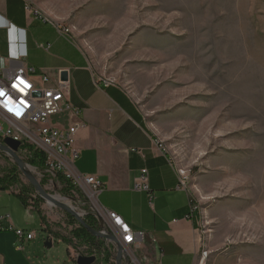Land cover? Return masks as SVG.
I'll return each instance as SVG.
<instances>
[{"label": "rangeland", "instance_id": "rangeland-1", "mask_svg": "<svg viewBox=\"0 0 264 264\" xmlns=\"http://www.w3.org/2000/svg\"><path fill=\"white\" fill-rule=\"evenodd\" d=\"M35 1L69 30L98 78L113 81L134 98L195 200L204 237L216 247L214 255L253 245L262 247L260 260L264 0ZM17 155L27 165L26 156ZM11 165V158L0 153V177L10 173ZM27 167L39 183L45 181L42 189L48 195L89 212L80 191L64 192L58 181L50 185ZM29 188L24 194L50 232L47 237L34 214L30 230L42 251L54 258L65 254L63 244L43 246L46 237L51 241L58 235L87 254L84 243L71 234L78 224L44 200L38 202L18 171L9 189L18 194Z\"/></svg>", "mask_w": 264, "mask_h": 264}, {"label": "crops", "instance_id": "crops-1", "mask_svg": "<svg viewBox=\"0 0 264 264\" xmlns=\"http://www.w3.org/2000/svg\"><path fill=\"white\" fill-rule=\"evenodd\" d=\"M36 2L0 0V67L6 60L22 58L36 70L68 73L66 99L73 109L69 121L81 125L76 133L75 171L94 176L102 185L97 197L100 207L143 235L140 247L126 249L129 264H197L202 249L212 255L204 264H264V254L260 260L257 257L259 246H235L214 255L216 247L204 237L195 200L180 187L174 163L134 98L120 85L98 84L84 51L71 35L62 34L61 25ZM143 169L148 191H135ZM34 214L42 230L39 214L28 211L11 189L0 191V217H9L0 222V264H76L69 246L60 239L49 240L51 248L55 243L65 246L66 253L54 258L35 243V232L26 241L8 230L33 233ZM45 233L48 237L50 232ZM103 241L115 258V247Z\"/></svg>", "mask_w": 264, "mask_h": 264}, {"label": "built area", "instance_id": "built-area-1", "mask_svg": "<svg viewBox=\"0 0 264 264\" xmlns=\"http://www.w3.org/2000/svg\"><path fill=\"white\" fill-rule=\"evenodd\" d=\"M62 34L66 35L67 29H63ZM60 73L36 70L26 65L22 58L5 61L4 66L0 67V143L5 139L19 142L17 154L23 144L37 149L44 160V169L39 171L38 176L46 179L50 185L59 178L69 181L73 186L70 191L73 194L80 191L90 205L89 212L74 209L82 219L89 213L99 224V232L115 238L124 250L130 246L138 248L143 244V235L133 231L114 212L100 207L97 197L102 192V185L94 176L75 171L74 163L79 155L76 133L81 125L69 121V113L73 110L66 99L69 84L60 80ZM97 83L105 87L114 85L109 79L98 78ZM21 154L25 155L26 152ZM180 187L185 188L181 180ZM134 190L148 191L145 169L136 179ZM25 208L34 211L31 199L27 198ZM3 219L8 221L9 217H0V222ZM8 230L13 231L18 240L30 241L35 237V233L26 234L10 227ZM73 246L69 245V249L75 260L79 256H103L102 251L88 244L83 245L87 254L78 252ZM207 258L208 255H203L199 264H204ZM109 262L114 264V258H110Z\"/></svg>", "mask_w": 264, "mask_h": 264}, {"label": "water", "instance_id": "water-1", "mask_svg": "<svg viewBox=\"0 0 264 264\" xmlns=\"http://www.w3.org/2000/svg\"><path fill=\"white\" fill-rule=\"evenodd\" d=\"M60 80L62 82L68 81V73L63 71L60 73ZM20 147L19 142H15L10 139L3 140L0 143V153L7 155L13 161L14 165L17 167L18 171L22 174V176L27 180L29 185L34 190L35 194L45 202H49L55 208L63 211L67 215H69L82 229H84L89 235L98 239V240H105L110 242L115 246L116 249V257L114 258L115 264H129L128 258L124 256V249L115 238L110 235H104L99 231H95L90 228L81 216L70 206L66 205L65 203L59 202L54 199L53 196L48 195L43 189L40 183L35 179L32 173L25 169L27 165L18 157L17 153ZM45 249L51 248V242L46 240L43 244ZM96 258L94 256L85 257L79 256L76 259V264H95Z\"/></svg>", "mask_w": 264, "mask_h": 264}, {"label": "trees", "instance_id": "trees-1", "mask_svg": "<svg viewBox=\"0 0 264 264\" xmlns=\"http://www.w3.org/2000/svg\"><path fill=\"white\" fill-rule=\"evenodd\" d=\"M23 151L26 152V154H25L26 159L25 160H26V163L28 166H30L31 168H33L37 171H42L44 169L43 157L37 149H35L31 145L23 144L20 148L19 154H21V152H23ZM17 180H18V169L16 166L11 165L10 166V173L8 175H4V176L0 177V191L9 190V188L12 187V185H14L17 182ZM43 182L45 183V181L40 182L41 186H43V184H44ZM58 182L62 185V187H63L62 191H64V192H69L73 188L71 183L65 179L59 178ZM26 190L25 191L22 190L20 193L17 194L18 199L20 200L22 205H24V207H26V200H27L26 195L24 193H27L28 190L31 191V189L29 188ZM36 200L38 202H41V199L39 197H37ZM68 218H69L70 222H72V223L74 222V220L70 216H68ZM83 220L86 223V225H88L90 228H92L95 231H99V229H100L99 224L93 219V217L89 213H87V215L84 217ZM42 231L45 232V231H47V229L43 227ZM71 234L78 241H80L84 244H88L90 246H93L96 249H98L99 251L103 252V256L100 258V261L96 262V264H113V263L109 262V260L111 258V253L107 248H104V246H103L104 241L103 240H98V239L92 237L81 227L72 231ZM53 237L55 239H60L63 243H65L68 246L71 245V243L66 238H64L62 236L54 235Z\"/></svg>", "mask_w": 264, "mask_h": 264}, {"label": "bare ground", "instance_id": "bare-ground-1", "mask_svg": "<svg viewBox=\"0 0 264 264\" xmlns=\"http://www.w3.org/2000/svg\"><path fill=\"white\" fill-rule=\"evenodd\" d=\"M67 34H69V30H68V29H67ZM25 169L28 170L30 173H32L28 167H25ZM54 199L57 200V201H59V202L64 203V202L62 201V199H61L60 197H58V196H54ZM47 203H48L49 206H51V204H50L49 202H47ZM65 204L68 205L67 203H65ZM68 206H69V205H68ZM203 255H208V256H209L208 251L205 250V249H202V250L200 251V253H199V255H198V259H197V262H198L197 264H199V260L203 259Z\"/></svg>", "mask_w": 264, "mask_h": 264}, {"label": "snow or ice", "instance_id": "snow-or-ice-1", "mask_svg": "<svg viewBox=\"0 0 264 264\" xmlns=\"http://www.w3.org/2000/svg\"><path fill=\"white\" fill-rule=\"evenodd\" d=\"M21 83H23V81H21ZM25 86H27V85H25Z\"/></svg>", "mask_w": 264, "mask_h": 264}]
</instances>
